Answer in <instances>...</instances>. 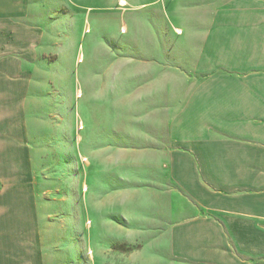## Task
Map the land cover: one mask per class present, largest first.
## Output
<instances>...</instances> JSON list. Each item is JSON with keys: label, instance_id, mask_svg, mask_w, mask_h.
Segmentation results:
<instances>
[{"label": "crops", "instance_id": "crops-1", "mask_svg": "<svg viewBox=\"0 0 264 264\" xmlns=\"http://www.w3.org/2000/svg\"><path fill=\"white\" fill-rule=\"evenodd\" d=\"M92 8L0 0V177L13 174L0 190V264H62L49 204L18 158L60 147L62 50ZM153 13L159 29L144 21L112 61L124 94L98 119L113 143L98 148L97 218L139 245L126 264H264V0H165Z\"/></svg>", "mask_w": 264, "mask_h": 264}, {"label": "rangeland", "instance_id": "rangeland-1", "mask_svg": "<svg viewBox=\"0 0 264 264\" xmlns=\"http://www.w3.org/2000/svg\"><path fill=\"white\" fill-rule=\"evenodd\" d=\"M75 1L92 3L93 8L75 15L78 37L83 26L82 36L62 50L67 55L62 61V68L67 66L62 78V125L51 126V137H62L61 142L54 141L60 147L52 148L49 157H20L18 163L34 169L29 174L31 187L40 188L49 204V238L53 251L61 246L62 264H126L123 256L139 245L109 236L106 218H97L96 213L101 215L105 208L106 189L101 186L107 180L106 153L98 148L113 143L103 140L107 130L103 132L106 126L98 119L108 116L104 108L115 94H124L123 85L110 84L112 61L129 51L125 42L144 21L159 29L161 20L153 11L165 0ZM118 116L113 110L111 118ZM115 128L121 132L124 126ZM120 139L116 144H122ZM13 159L8 158L9 163ZM12 175L1 174L0 190L11 184Z\"/></svg>", "mask_w": 264, "mask_h": 264}]
</instances>
